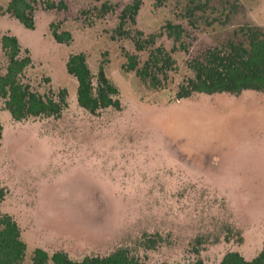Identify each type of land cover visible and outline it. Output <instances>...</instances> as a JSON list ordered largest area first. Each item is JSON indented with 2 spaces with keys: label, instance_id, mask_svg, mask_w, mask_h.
Segmentation results:
<instances>
[{
  "label": "rangeland",
  "instance_id": "obj_1",
  "mask_svg": "<svg viewBox=\"0 0 264 264\" xmlns=\"http://www.w3.org/2000/svg\"><path fill=\"white\" fill-rule=\"evenodd\" d=\"M56 1L67 10L39 7L34 30L0 15L3 73L1 39L12 34L31 52L26 82L56 99L67 90L69 103L60 117L17 122L0 97V214L21 227L22 264H33L38 248L75 261L128 249L142 264H220L230 252L257 257L264 248V92L176 95L195 78L190 61L231 41L247 43L249 29L264 33V0H166L161 7L140 0L136 24L125 29L141 38V51L117 33L135 0ZM59 23L73 36L69 45L52 34ZM170 23L185 28L187 52L163 31ZM159 48L178 65L164 90L125 69L128 55L142 68ZM79 53L95 87L101 69L117 86L120 111L92 115L79 105L78 81L66 67Z\"/></svg>",
  "mask_w": 264,
  "mask_h": 264
},
{
  "label": "trees",
  "instance_id": "obj_2",
  "mask_svg": "<svg viewBox=\"0 0 264 264\" xmlns=\"http://www.w3.org/2000/svg\"><path fill=\"white\" fill-rule=\"evenodd\" d=\"M166 0H156V6L161 7ZM141 1L135 0L127 5L121 15L117 29L118 36L123 39L132 38L137 50L145 48L141 38L125 29L130 20L136 24V16L141 7ZM41 7L45 11H64L68 6L65 1L56 0H10L7 9L0 6V15L11 14L27 29L34 30L35 12ZM109 12L114 7L108 8ZM61 23L51 26L52 34L57 43L69 45L73 36L68 31H60ZM164 32L180 48L188 51L185 43L186 31L183 25L168 24ZM164 33H160L159 36ZM143 33L139 32L138 36ZM156 36H151L153 43ZM247 43L229 42L227 45L206 51L202 56L190 61L189 68L195 73L194 79L181 83L176 98L178 100L191 98L195 93L215 95L228 93L241 95L245 91L264 92V33L249 29L246 33ZM1 48L8 59L6 72L0 65V97L5 100V108L17 122L29 118L60 117L69 108L68 92L61 90L56 99L54 96H42L26 82V74L33 66L30 50H24L19 39L6 34L1 39ZM125 69L135 71L137 77L144 83H149L156 90L167 88L170 72H177L178 65L171 54L162 48L151 51L148 61L139 68L138 58L128 55ZM67 72L78 81L79 105L92 115L100 111L114 108L122 109L118 98L117 86L101 69L98 75L97 87L94 76L87 63L85 54H72L67 62ZM4 126L0 122V142L3 140ZM27 244L22 239V230L17 221L10 215L0 214V264H22L25 260ZM33 264H142L140 259L131 255L128 249H118L106 257L88 256L82 261L72 260L66 252H56L51 257L47 251L38 248L34 252ZM167 264V263H164ZM193 264H205L198 260ZM220 264H264V248L253 260L245 259L239 252L228 253Z\"/></svg>",
  "mask_w": 264,
  "mask_h": 264
}]
</instances>
